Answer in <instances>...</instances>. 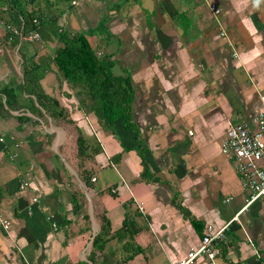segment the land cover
<instances>
[{
    "label": "crops",
    "instance_id": "0c3cea01",
    "mask_svg": "<svg viewBox=\"0 0 264 264\" xmlns=\"http://www.w3.org/2000/svg\"><path fill=\"white\" fill-rule=\"evenodd\" d=\"M62 3L35 7L46 19L61 11V30L83 34L114 76L129 78L131 128L104 129L82 111L52 61L57 39L27 42L0 28V91L16 90L22 64L41 65L40 90L64 114L51 119L19 92L8 108L0 95V217L9 222L0 264H92L101 217L113 235L126 212L138 231L104 242L96 264H176L205 225L227 226L214 264H264V196L243 209L246 193L219 151L229 124L264 110V0ZM79 132L98 148L82 160Z\"/></svg>",
    "mask_w": 264,
    "mask_h": 264
},
{
    "label": "trees",
    "instance_id": "16d2710c",
    "mask_svg": "<svg viewBox=\"0 0 264 264\" xmlns=\"http://www.w3.org/2000/svg\"><path fill=\"white\" fill-rule=\"evenodd\" d=\"M38 0H0V17L22 34L36 31L45 38L54 37L61 46L56 48L52 58L61 77L75 90L79 106L86 114L94 115L96 122L104 129L112 128L115 122H119L124 129H130V105L133 98L132 87L128 77H118L111 73V63L108 58L96 57L90 48L86 38L81 33H69L63 31L57 25L59 14L45 18L43 10L35 7ZM46 2V0H40ZM48 1V0H47ZM66 2L67 0H54ZM11 33V32H10ZM13 36V35H12ZM16 37V36H14ZM49 37V38H50ZM45 68L41 65H21V83L15 89L5 88L0 91L4 97V105L8 108L17 103L18 92L28 97H33L37 107L51 119H64V114L57 111L55 101L42 94L38 81L42 78ZM39 115L41 112H39ZM77 155L80 160L90 157L98 151L94 143H91L81 132L77 136ZM141 162L143 159L141 158ZM145 169L141 177L145 176ZM85 174V173H84ZM88 176H84V184L87 185ZM77 207V204L74 206ZM135 216L126 212L122 226L113 234L117 238L132 237L138 227ZM108 221L102 216L101 227L98 234L92 239L90 261L96 264L93 258L95 252L103 249V243L112 238L109 233ZM139 250L136 251V253ZM135 253L125 256L120 263L130 259ZM98 264H112L102 259ZM119 264V263H114Z\"/></svg>",
    "mask_w": 264,
    "mask_h": 264
},
{
    "label": "built area",
    "instance_id": "2783aa9c",
    "mask_svg": "<svg viewBox=\"0 0 264 264\" xmlns=\"http://www.w3.org/2000/svg\"><path fill=\"white\" fill-rule=\"evenodd\" d=\"M209 11L213 15L219 13L214 5L209 6ZM0 28L11 32L19 40L27 42L40 40L36 31L22 34L19 29L6 24L1 17ZM94 54L98 58L102 57L100 52ZM261 100L264 102V97ZM219 151L230 161L242 191L246 193L243 209L264 196V110L257 112L248 123L229 124L220 142ZM237 217L238 214L232 218V221H237ZM0 226L7 232L9 222L0 217ZM226 230L227 226L215 229L210 225H205L198 246L190 249L184 259L176 264H192L199 257H205L208 264H214L216 251L213 243L221 240Z\"/></svg>",
    "mask_w": 264,
    "mask_h": 264
}]
</instances>
